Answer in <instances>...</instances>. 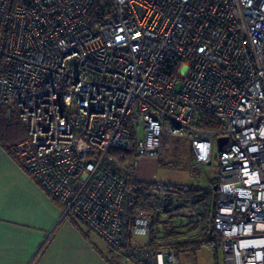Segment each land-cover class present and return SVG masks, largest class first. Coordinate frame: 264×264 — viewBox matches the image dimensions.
Wrapping results in <instances>:
<instances>
[{
    "label": "built area",
    "instance_id": "1",
    "mask_svg": "<svg viewBox=\"0 0 264 264\" xmlns=\"http://www.w3.org/2000/svg\"><path fill=\"white\" fill-rule=\"evenodd\" d=\"M0 107L25 138L17 165L63 211L135 264L150 217L112 150L166 163L186 137L190 176L216 157V264H264V0H0ZM212 118L218 129L202 121ZM150 193L184 196L155 182Z\"/></svg>",
    "mask_w": 264,
    "mask_h": 264
},
{
    "label": "crops",
    "instance_id": "2",
    "mask_svg": "<svg viewBox=\"0 0 264 264\" xmlns=\"http://www.w3.org/2000/svg\"><path fill=\"white\" fill-rule=\"evenodd\" d=\"M13 132L15 140L22 137L20 129H13ZM183 162L189 168L193 164L189 147ZM164 164L167 165L168 161ZM158 169V160L142 158L138 169L131 172V178L141 185L161 182L193 186L189 182L163 181L158 177ZM133 243L146 245L148 236L136 237ZM202 249L207 248H201L195 254H182L196 256ZM0 264L135 263L109 250L83 224L65 216L62 209L17 165L13 156L0 146Z\"/></svg>",
    "mask_w": 264,
    "mask_h": 264
},
{
    "label": "trees",
    "instance_id": "3",
    "mask_svg": "<svg viewBox=\"0 0 264 264\" xmlns=\"http://www.w3.org/2000/svg\"><path fill=\"white\" fill-rule=\"evenodd\" d=\"M208 128L218 129L220 126L212 118L205 117L202 120ZM13 129H20L22 137L19 140H15V133ZM25 138V131L23 124L17 118L16 114L12 117H7L5 109L0 107V146L4 147L10 155L15 159V146ZM111 155L114 157L116 163L119 165L121 172L129 180L131 178L130 163L132 160V154L129 150L116 149L112 150ZM129 185L135 188L132 205L133 208L139 212L147 214L150 219L154 218L152 213L147 212L146 208H150V201L159 198L160 196L154 195L148 191V188L144 185L137 184L129 181ZM188 193L184 196H164L169 200V206L176 208L173 205L171 198H190L192 199V205L197 208V217L199 222L198 231L193 235L186 237L177 235L175 231L170 230L165 236L159 238L156 237L155 231H151L148 235V244L143 245L150 250H158L161 248H168L173 250L177 255L182 253L195 254L201 248H207L211 250L215 256H217L218 241L213 235L211 227V218L213 209L215 206L216 194L214 191L215 181H211L208 189H201L198 186H187ZM162 197V198H164ZM152 202V201H151ZM178 206V205H177ZM181 206V205H179ZM167 212V211H165ZM149 213V214H148Z\"/></svg>",
    "mask_w": 264,
    "mask_h": 264
},
{
    "label": "rangeland",
    "instance_id": "4",
    "mask_svg": "<svg viewBox=\"0 0 264 264\" xmlns=\"http://www.w3.org/2000/svg\"><path fill=\"white\" fill-rule=\"evenodd\" d=\"M167 143L170 147L166 154L168 164L165 165L163 160L161 162L158 160V177L163 181L189 182L201 189H208L209 181L215 179L218 170L216 165L218 150L215 139L213 140L211 151V164L202 165L199 168L198 176L195 178L190 176V168L186 166V162H183L184 153L189 147L186 137H170ZM155 198L151 200L152 202L150 201V208H146V210L152 213L154 217L153 219L151 218V231H155L156 237L161 238L169 233L170 230L183 237L193 235L198 231L197 208L192 205V199L186 197L171 198L173 205L176 207L171 208L167 198ZM177 260L179 264H216V256L209 249H202L196 256L179 254Z\"/></svg>",
    "mask_w": 264,
    "mask_h": 264
},
{
    "label": "water",
    "instance_id": "5",
    "mask_svg": "<svg viewBox=\"0 0 264 264\" xmlns=\"http://www.w3.org/2000/svg\"><path fill=\"white\" fill-rule=\"evenodd\" d=\"M225 143H226V139L224 138L218 139L217 140V150L220 151Z\"/></svg>",
    "mask_w": 264,
    "mask_h": 264
}]
</instances>
